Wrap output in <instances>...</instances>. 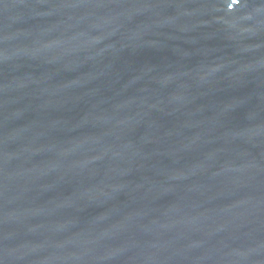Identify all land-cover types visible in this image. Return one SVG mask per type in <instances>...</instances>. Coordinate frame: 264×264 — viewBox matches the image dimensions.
I'll return each mask as SVG.
<instances>
[{
	"label": "water",
	"instance_id": "water-1",
	"mask_svg": "<svg viewBox=\"0 0 264 264\" xmlns=\"http://www.w3.org/2000/svg\"><path fill=\"white\" fill-rule=\"evenodd\" d=\"M0 264H264V0H0Z\"/></svg>",
	"mask_w": 264,
	"mask_h": 264
}]
</instances>
